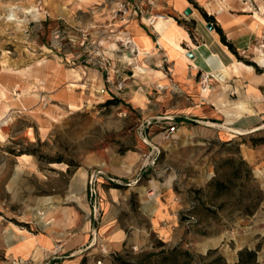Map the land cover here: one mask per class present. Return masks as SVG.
<instances>
[{
    "label": "rangeland",
    "instance_id": "rangeland-1",
    "mask_svg": "<svg viewBox=\"0 0 264 264\" xmlns=\"http://www.w3.org/2000/svg\"><path fill=\"white\" fill-rule=\"evenodd\" d=\"M154 16L187 41L158 46ZM211 35L239 78L249 66L264 84V0H0V264H119L175 247L226 264L247 249L264 264V122L238 135L181 115L215 89L225 121L238 116L228 71H197L187 55ZM231 157L263 201L214 220L208 185ZM114 226L127 235L117 250Z\"/></svg>",
    "mask_w": 264,
    "mask_h": 264
},
{
    "label": "crops",
    "instance_id": "crops-1",
    "mask_svg": "<svg viewBox=\"0 0 264 264\" xmlns=\"http://www.w3.org/2000/svg\"><path fill=\"white\" fill-rule=\"evenodd\" d=\"M132 23L134 22H129V25L126 27L130 38L133 37L134 39L141 40L142 38H144V36L141 33L135 34L131 31V26L133 25ZM141 23L144 26L146 25L143 24V22ZM145 27L147 28L149 26L146 25ZM149 29H153L154 35L158 37V39L161 41V42L157 41V45L160 46L161 48H169L171 47L172 44H175L176 42L177 43L181 41L186 42L187 38L189 37L186 31H182L183 34L179 33L169 22H161V23L156 22L153 25V27ZM210 37L211 38L209 40L207 41L204 40V44L202 45H205L212 54L216 55L219 58V60L222 62L224 66V71L232 68L233 60L231 56H229L222 50V48L220 47L214 36L211 35ZM192 50L190 52H192ZM194 59L195 58H193V60ZM179 65L187 66L188 64H186V62L180 61ZM196 70L204 71L199 69ZM214 72L223 73V71L220 70H215ZM228 73H229L228 75H231V80H233V82L235 83V87H238L239 90H241L242 92L240 99H238L239 102L237 103L236 106L237 107L236 113L238 114V116L233 118L230 122L225 121L220 110L218 111V109H220L219 106L223 105V103H221V99L217 98L218 95H213V92L216 91L215 89H213V91L211 92H208L207 90V92L205 93L201 91L199 96L194 100L195 105L194 104L187 105L186 103L183 102V100H181L184 103L183 105L185 107L194 106L192 109L188 107L189 110L182 112L181 115H184L183 118H185L188 114L193 113L192 114L194 115L193 117L204 120L205 121L204 123H207L212 126L219 125L221 126V128H224L225 130L228 129L227 131L231 133H235L233 132L234 130L249 132L254 129L261 128V124H263L264 122V97L262 94V90H264V84L258 82V79L256 78L254 72H250V71L244 72L245 73L244 75L247 78H239L240 76L233 73L231 70H228ZM240 83L242 85H240ZM184 89L187 90V88ZM188 104H190V102ZM248 108L251 110V114H246V111L249 110ZM220 121L222 122L221 125H220ZM184 123L185 122L181 120L179 124H184ZM154 231L159 235L163 234V231H160V233L158 232V230H154ZM126 240H127V235L125 231H123L119 227L114 226L112 232L109 234L108 247H110L113 250L120 249L122 245L125 244Z\"/></svg>",
    "mask_w": 264,
    "mask_h": 264
},
{
    "label": "trees",
    "instance_id": "trees-1",
    "mask_svg": "<svg viewBox=\"0 0 264 264\" xmlns=\"http://www.w3.org/2000/svg\"><path fill=\"white\" fill-rule=\"evenodd\" d=\"M204 17L207 20H214L213 17H208L205 14ZM216 31L222 44L236 56L234 47L226 42L222 30L217 27ZM255 144H257V141H255ZM219 169L222 172L219 174L217 172L215 178L208 185L211 209L208 208L202 211L214 220H218L217 212L226 208L236 209L241 211L242 214L251 216L263 201V196L261 192H256L254 189H251V191L248 189L246 190L247 193L245 192V189L249 188V169H247L245 162L239 157H231L222 162ZM224 169H226V172H224ZM251 192L254 194L252 207L248 203ZM214 253L215 250L209 251L205 257H196L188 250L175 247L170 250H162L156 254L143 253L137 256L134 261H121L119 264H226L219 256L209 259ZM115 260L120 261V258L117 257ZM235 264H258L256 252L247 249L239 251L238 261Z\"/></svg>",
    "mask_w": 264,
    "mask_h": 264
},
{
    "label": "bare ground",
    "instance_id": "bare-ground-1",
    "mask_svg": "<svg viewBox=\"0 0 264 264\" xmlns=\"http://www.w3.org/2000/svg\"><path fill=\"white\" fill-rule=\"evenodd\" d=\"M163 20L164 19H160L157 22L161 23V22H163ZM139 53H140V55H144L145 54L144 49L143 48L139 49ZM192 54H193L195 59L193 61H190V62H191V66L194 69L204 70L208 74H211L215 70H220V71H223L224 73L226 72V71H224V66H223L222 62L219 60V58L216 55L212 54L205 45H201L200 47H195L192 50ZM259 62L261 64V66L264 67V57L260 58ZM239 65H241V64L239 63ZM245 68L249 71H252V68L249 66H245ZM228 70H231L235 74L238 72V68L236 65H234L230 69H227V71ZM259 129H254V130L249 131V132L234 130L233 132H235L238 135H248V134H251L253 132H256Z\"/></svg>",
    "mask_w": 264,
    "mask_h": 264
},
{
    "label": "built area",
    "instance_id": "built-area-1",
    "mask_svg": "<svg viewBox=\"0 0 264 264\" xmlns=\"http://www.w3.org/2000/svg\"><path fill=\"white\" fill-rule=\"evenodd\" d=\"M160 19H164V18L162 16L149 17L148 18V25L153 27V25L157 21H159ZM121 87H122V85H119V88H121ZM173 131L174 130L172 129L169 132H167V135H166V138L165 139H168L169 136L173 133ZM88 185H89V191H90V193L92 195H94L95 194V189H94L95 188V176H94V174H91L90 175Z\"/></svg>",
    "mask_w": 264,
    "mask_h": 264
},
{
    "label": "water",
    "instance_id": "water-1",
    "mask_svg": "<svg viewBox=\"0 0 264 264\" xmlns=\"http://www.w3.org/2000/svg\"><path fill=\"white\" fill-rule=\"evenodd\" d=\"M183 13H184L185 16H189V15L192 13V11H191L190 8H186V9L184 10ZM206 27H207V29L210 30V31L213 30V28H212V26H211L210 24H207ZM187 55H188L189 58L193 59V54H192V52H188Z\"/></svg>",
    "mask_w": 264,
    "mask_h": 264
}]
</instances>
